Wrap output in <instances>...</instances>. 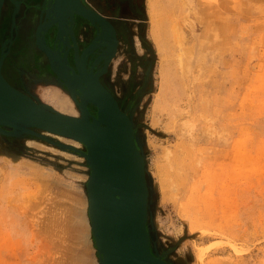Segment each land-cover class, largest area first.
<instances>
[{"label":"rangeland","instance_id":"1","mask_svg":"<svg viewBox=\"0 0 264 264\" xmlns=\"http://www.w3.org/2000/svg\"><path fill=\"white\" fill-rule=\"evenodd\" d=\"M138 1L141 17H119L100 78L144 157L151 253L169 264H264V0ZM18 90L51 107L58 93L78 113L52 79ZM88 176L76 153L0 134V264H99Z\"/></svg>","mask_w":264,"mask_h":264},{"label":"water","instance_id":"2","mask_svg":"<svg viewBox=\"0 0 264 264\" xmlns=\"http://www.w3.org/2000/svg\"><path fill=\"white\" fill-rule=\"evenodd\" d=\"M11 1L17 8V1ZM76 1L79 7L71 11L98 26V38L106 40L104 28L110 33L112 43L103 51V67L94 73L98 60L89 71L82 61L77 63L78 73L69 74L55 67L49 47H40L49 56L53 71L63 80L79 116L58 112L34 95L13 87L3 77L0 61V124L12 129L0 128V134H30L85 158L89 167L88 218L99 264H169L150 250L145 162L135 142L133 123L100 81L117 50L115 29L103 15ZM3 3L0 0V13ZM92 49L93 45L88 46L83 55ZM88 104L95 107V114ZM39 131L73 139L85 150L55 141Z\"/></svg>","mask_w":264,"mask_h":264},{"label":"flooded vegetation","instance_id":"3","mask_svg":"<svg viewBox=\"0 0 264 264\" xmlns=\"http://www.w3.org/2000/svg\"><path fill=\"white\" fill-rule=\"evenodd\" d=\"M15 1L18 3L17 8L11 0H4L0 13L1 73L13 87L24 89L25 80L29 79H52L67 90L63 80L51 68L49 56L40 47L42 44L49 47L54 65L61 71L77 74V63L82 61L89 70L91 64L98 60L93 72L103 67V51L109 43L103 38H98L101 29L72 12L70 7L63 8L65 1L77 6L76 0H60L58 4L56 0ZM79 1L111 23L115 29L117 48L121 26L119 17H141L142 9L138 0ZM90 45H93V49L84 56L83 52ZM88 107L91 113L95 114L96 110L94 111L91 105Z\"/></svg>","mask_w":264,"mask_h":264},{"label":"bare ground","instance_id":"4","mask_svg":"<svg viewBox=\"0 0 264 264\" xmlns=\"http://www.w3.org/2000/svg\"><path fill=\"white\" fill-rule=\"evenodd\" d=\"M151 5V4H150ZM71 8L73 10H76L79 6H73L72 3L70 5L69 1H65L64 5H63V8L64 9H68V8ZM153 8V6H152ZM154 12V10H153ZM104 34L106 35V40H107V43L111 44V36L109 35L110 33H108L109 31L107 29L104 28ZM105 40V41H106ZM89 71V70H87ZM95 73V72H94ZM51 102L54 104L53 105V109H56L58 112H61L63 114H67V115H71V116H79L77 114H79V112L77 113V111L75 110L74 106L72 105V103L69 101V99H67L66 97L58 94V93H53L51 94L49 97H48ZM47 104V103H46ZM49 105V104H48ZM50 106V105H49ZM60 136V135H59ZM63 137V136H62ZM67 139V137H65ZM73 140V139H72ZM71 141V140H70ZM75 141V140H74ZM34 144V142L31 141V145ZM34 146V145H32ZM36 146V145H35ZM38 147V145H37ZM68 156H72L70 155L69 153H64ZM80 156V155H79ZM73 157V156H72ZM82 157V156H81ZM88 201V200H87ZM89 220V218H88ZM90 225V224H89Z\"/></svg>","mask_w":264,"mask_h":264}]
</instances>
